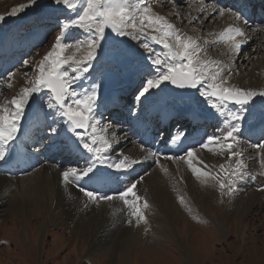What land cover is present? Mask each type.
I'll use <instances>...</instances> for the list:
<instances>
[{"label":"rangeland","instance_id":"obj_1","mask_svg":"<svg viewBox=\"0 0 264 264\" xmlns=\"http://www.w3.org/2000/svg\"><path fill=\"white\" fill-rule=\"evenodd\" d=\"M214 1L132 0L133 3L140 4V11L144 8L150 9L152 18L156 16L162 17L173 26V31L180 34L182 38L190 37L195 40L200 46V51L197 55L202 62L209 63V71L224 66V74L227 75V80L223 82L225 86L255 89L256 91L259 88L261 89L264 82L256 75V71L254 72V64L264 65V31L257 34L254 41L251 39L254 27L245 28V43L250 42L251 39L253 43L255 42V45L251 46L252 49L246 50L244 58L241 57L242 59L238 60L239 54L236 53L234 55L233 49L228 51L230 48L226 45L227 40L220 38V33L223 31L222 29L227 27V24L218 22V25L215 26V23H217L214 20L215 17H212L211 21L208 20L207 22H205L206 17L204 16H200L199 20L192 18L194 16L193 13L200 6L206 7L215 3ZM73 2L76 4L75 9H68L62 4L56 7H49V0H36V4L39 7L34 4L18 16H12L10 15L12 9L22 4H27L28 0H0V16L5 17L4 20L0 21V35L5 33L4 37L7 40L29 39L31 34L37 30V26L43 29L39 30V32L46 31L44 29L47 27L50 30L43 44L36 47L32 54L25 57L20 65L10 71L13 73L12 77L9 79L7 73L3 81H0V114L10 105L12 98L20 94L22 88L32 86L38 75L37 65L44 55L51 51L55 43V37L61 34V22H68L76 18L79 12L83 10L86 0H73ZM222 8L227 10L226 7ZM180 11H188V14L182 15ZM144 15L147 17L149 13ZM28 16L32 19L31 22H28L29 25L25 24L18 29L22 23L29 20ZM49 21L52 23L50 22L49 24ZM201 21L204 24L201 25ZM136 24L138 26L140 24L139 12L137 13ZM145 24L147 25V20H145ZM262 25L264 23H259L257 27L255 26V29L259 28L258 30H261ZM147 32L152 35H162V33H156L154 28L150 27L146 28ZM63 34L64 39L62 42L71 46L70 50H65V55H72L75 59H79L86 54V40L90 35L89 33L72 27L64 29ZM105 37L109 43L104 44L99 55L94 58L93 67L84 74L81 87L77 91L86 89L85 81H87L88 85L92 83L98 84L99 96H102V93H109L113 89L117 90L121 83L127 79L135 81L137 73L141 72L138 77V83L133 88L135 89L134 92L136 90L138 92L144 87L148 79L155 76L153 66L148 60L149 54L145 53L139 46V42H134L130 38L117 37L110 29L105 30ZM141 42L149 43L153 47L154 53L159 52L161 58H166L167 49L151 41L147 34L141 37ZM36 43L39 42L30 44L33 46ZM111 44L118 45L123 51L125 54L123 61L119 63L112 61L109 56ZM222 49L226 52L225 54L221 53ZM24 60H29L32 63L24 65ZM242 72H250V74L247 78L239 79V81L237 77ZM15 73H19V80L14 75ZM21 77L24 79H20ZM230 77L232 78L231 80L229 79ZM217 82L221 81L218 80ZM163 84V88L152 89L151 95L145 94L146 98L142 97L140 101L134 99L133 105H142L139 109L140 111L151 108V104H154L155 101L163 105L165 102H169L168 106L177 113L187 112L190 109L193 111H205L210 115L214 114L217 117L215 119V116L211 115L214 125L206 129L210 133L215 132L212 135H220L222 137L229 129L232 122L227 115V111L221 116L218 112L211 109L203 97L200 96L198 89H193L197 99L184 103L169 98L167 87L170 83L163 82ZM125 85L127 83L122 87L125 88ZM33 95L37 98V103H33L30 98L23 112L24 118L29 117L31 113L43 110L47 119L50 116L52 117L48 119L50 122L48 121L46 124V128L49 130L48 137L49 139L57 140L58 135L64 131L65 125L62 119L53 114V109L47 108V96L43 98L42 93ZM98 100L97 106L99 108L102 101L101 98ZM248 104L253 106L257 104L260 109L258 110V107L257 109L254 107V110L256 109L255 111L258 113H255L253 116L255 119L252 118L247 124H245L246 121L243 124L240 121L241 129L239 128L237 133V135L239 134L238 140L240 143L236 144V142H233V148L242 153L239 160L244 164V170L247 173L245 179L237 182L236 191L231 196L224 194L227 190L226 188L221 190L219 187V182L227 184L228 180L232 179L231 173L236 170L238 159L237 157L230 158L226 146L221 150L219 144L212 143L207 148H203L201 147L203 145L201 142L186 148L187 151L181 154L177 153L179 154L178 157L174 158L176 162L174 164L170 163V171L174 172V170H177L179 176L183 175L185 177L187 175L186 180H189L187 183L190 185V190L184 192L180 187L187 185L184 180L179 184L174 176H170L168 179V187L173 193L174 202L177 206V211L170 221L163 218L162 214L156 215L155 206L147 199L146 194L143 193L144 191L139 190L135 192L136 196L129 194L126 199L130 203L134 201L140 208L145 217L143 221L137 222V218L132 215L133 208L124 204L120 198L116 207L118 210L115 209L111 217L103 214L104 217L102 215L101 219L94 220L88 226L73 227L66 224L59 212L54 213L53 205L49 199L42 200L39 203H31V201L21 196L23 195L21 192H17L19 190L14 186L16 185L15 182L20 179L19 177L27 176L33 171H37L43 164L51 168L48 171L49 173L60 175L68 167L83 168L89 166L87 164L89 162L85 161V164L81 166L77 164V159L76 162L74 160L69 163L66 162L67 160L65 161L63 156H61L62 158L59 156L56 161V157L52 155L53 149L49 150L51 153L41 154L44 160L40 163L36 161L37 164L33 168L21 174H16L15 177L9 180L10 186L13 185V187L1 195L6 198L0 205V264H264V161L259 159L261 156L259 152V155H255L261 149L259 145L264 144V137L250 140L248 139L250 134L242 136L241 133V130H244L245 127L264 121L259 117L260 113H264V111H261L264 107V98L257 97L256 100L253 98L247 102ZM40 105L42 106L41 108ZM235 107L233 106L232 111L239 113V106ZM256 114L260 115L256 116ZM22 117L20 121L23 120ZM134 119L133 117V121ZM101 121H104V119H101ZM187 125L185 124V126ZM53 127L55 131L50 133V128ZM89 131H91V128ZM188 131L187 128H183L180 131H172L170 137L177 133L185 134ZM19 132L20 130H18ZM105 132V129H100L99 125L97 126L98 136L110 137V133L107 134ZM134 134L136 135L135 132ZM139 136L140 134L137 137ZM114 139L113 137V141L116 143ZM50 143L51 140H48L46 146H52L49 145ZM65 143L68 144L66 140ZM40 144L41 147L44 145L43 142ZM99 146H102V143L99 142ZM127 149H122V152H124L122 154L123 157L127 154ZM5 150L7 149L5 148ZM189 150L195 151L194 153L197 156L202 157L204 155L203 159L213 158V160L211 159L208 162L204 161L205 166L204 163L198 165V167L196 166V168L200 169L201 180L205 183L198 182L200 177L196 176L200 174H193L192 169L187 168V162L178 161L187 156ZM115 151H117V148L113 150L114 154L112 156L114 157L117 156ZM202 152L204 153L202 154ZM171 155L175 156L174 154ZM121 157L119 156V159H123ZM189 159L192 164H197H195L197 159L194 157ZM150 160L151 158L147 159V170L145 169L146 171L141 174L139 179L150 173L153 166H156L151 165ZM153 163L156 164L155 161ZM202 166L205 167V170ZM117 171L120 172L122 170ZM123 172L121 173L125 175V171ZM16 176L19 177L17 178ZM213 176L217 177V179L213 180ZM204 177H208V179ZM134 180L137 181L138 178ZM88 190L91 189L88 188ZM247 193L259 195L256 202L246 199ZM106 195L116 196L115 193H107ZM79 197H82L84 205L87 203L90 206V209H88L89 212L91 211L90 213L93 212L94 208L98 207L97 204L107 203V200H101L98 203L89 202L88 198L86 197L85 199L83 193L81 194L80 192ZM136 197H139V199L137 200ZM144 200L147 202V208L144 207Z\"/></svg>","mask_w":264,"mask_h":264},{"label":"snow or ice","instance_id":"obj_2","mask_svg":"<svg viewBox=\"0 0 264 264\" xmlns=\"http://www.w3.org/2000/svg\"><path fill=\"white\" fill-rule=\"evenodd\" d=\"M36 4V0H28L27 4H22L12 9L10 15L18 16L20 13L29 9ZM64 5L68 9H75L76 4L73 0H49V7ZM210 10V11H209ZM139 12V26L136 24L137 13ZM202 12H209V15H214L219 12L220 16L230 15L233 20L243 21L245 28L248 26V21L244 20L237 11L226 10L218 6V4H210L202 7ZM149 13L146 17L144 14ZM4 16H0V21L4 20ZM147 20V25L145 24ZM79 28L89 33L86 40V54L79 59H75L72 55H65V50H70L68 43L62 42L64 39L63 30L69 28ZM154 28L156 33L162 35H152L146 33V28ZM61 34L55 37V43L51 51L44 55L43 59L37 65L38 75L36 76L32 86L24 87L18 96L13 97L10 105L6 107L0 114V161L6 159L5 148L9 142L13 141L17 135L19 122L24 112L25 106L31 98L33 103H37V98L33 95L42 93L43 98L47 96V108L54 110V115L62 119L69 131L73 132L80 140L82 147L87 153L91 154L90 165L83 168L68 167L60 175L64 181L76 184L79 191L88 198L89 202H99L101 200H111L112 196L101 192L88 190L81 186V178L88 176L89 179L96 177L97 179H112L107 177H98L94 171L97 165H107V167L115 170H129L138 165L139 162L129 160V157L124 156L118 162L110 160L109 149L113 148L109 140L103 136L97 135V126L101 120L95 116L97 101L100 99L98 84H87L86 89L77 91L81 87V81L84 74L93 67L94 58L100 53L104 44L109 43L105 37V30L110 29L117 37L127 38L134 42H139V46L148 55V60L153 66L155 76L148 79L144 87L136 94V101H140L142 97L146 98L145 94L151 95V90L154 88H163V82H169L172 86L180 89H198L199 94L208 103L209 107L221 116L227 111L231 123L229 129L220 135H210L207 137V143L201 147L207 148L209 144H219L221 150L226 146L231 157H241L242 153L233 148V143L239 144L238 131L240 128L241 115L245 111L247 102L254 97H264V90L256 91L255 89H244L241 87L225 86L224 81L227 80V75L224 74V66L217 67L213 71H209V63L202 62L197 53L200 51V46L190 37H183L173 31V26L162 17L156 16L152 18L150 9L144 8L140 11V4L133 3L132 0H86L83 10L79 12L76 18L68 22H61ZM245 28L233 26L229 24L220 33L222 40L229 41V48L239 52L245 43ZM264 31V25L261 26ZM147 36L155 44L162 45L167 49L166 58H161L159 52L154 53L153 47L149 43L141 42V37ZM239 37V39H237ZM109 56L113 62L119 63L123 61L125 54L118 45L111 44ZM154 56V58H153ZM24 65H29L32 62L24 60ZM50 65V66H49ZM13 73L9 72V79ZM221 82H217V81ZM118 95V94H114ZM239 106V113L232 111L228 105ZM169 102H165L160 108L152 111H145L143 115L139 113L142 105L134 104L131 108V115L136 120L144 125L152 119H172L175 115L174 109L170 108ZM111 106L119 107V103L113 100ZM186 117L194 126L200 124L201 117L195 112L190 111L185 113ZM52 117H48L51 119ZM264 120V113L260 116ZM110 124H113L109 122ZM119 126L118 124H116ZM91 128V131L89 129ZM119 127L117 128L118 131ZM54 128H50V133L54 132ZM102 142V146H97ZM118 144V141L116 142ZM115 144V145H116ZM62 147H67L63 145ZM259 147L264 149V144ZM187 156L191 158L193 152L189 150ZM191 167V160L189 159ZM195 174L200 173V169L192 167ZM91 174V175H89ZM247 173L244 170V164L237 159L236 170L231 173L232 179L228 180L227 184L219 182L221 190L227 189L224 194L231 196L236 191V184L243 181ZM213 180L217 177L213 176ZM135 185L127 187L124 191H119V197L124 204L133 208L132 215L137 218V222L145 219L140 208L126 199L131 194L136 196L134 191ZM138 200L139 197H136ZM88 204H85L87 207ZM145 201L144 207H147Z\"/></svg>","mask_w":264,"mask_h":264},{"label":"bare ground","instance_id":"obj_3","mask_svg":"<svg viewBox=\"0 0 264 264\" xmlns=\"http://www.w3.org/2000/svg\"><path fill=\"white\" fill-rule=\"evenodd\" d=\"M202 7H205V6H200L196 10V12L193 13L194 14V16L192 17L193 19L199 20L200 16H204V17H206L205 22H207L208 20L212 19V17L213 18L215 17L214 20L217 21V23H215V26L218 25V22H221L222 24L223 23L227 24L226 25L227 27L229 24H232L233 26H239L238 25L239 21L233 20L230 15L223 16L225 19L224 20L223 17H221L218 12L215 13L214 15H209V12H202ZM183 12H181L182 15L188 14V11H186L187 13L186 12L183 13ZM248 23H249V21H248ZM8 24H10V23H8ZM202 24H204V22L201 21V25ZM9 26L11 27V25H9ZM243 27H245V25H243ZM258 29L259 28L255 29V31L254 30L252 31L253 37L251 39L254 41H255L256 35L261 33V31H262V30H258ZM35 34H36V32H35ZM37 34H41L43 36L46 35L45 31L37 32ZM0 39H2L3 43H4V39H3L2 35H0ZM251 39H250V42L245 43L242 46V48L239 52H236L234 50V55L236 53L239 54L238 60L244 58L246 55V50L252 49L253 44L255 45V42L253 43ZM250 43H251V45H250ZM5 45L8 47L7 49L19 50V47L21 45H26V44L25 43L22 44V43H16V42H9V43H5ZM226 45L229 46V41L226 42ZM3 49L4 48L0 46V50H3ZM230 50L231 49H229L228 51H230ZM221 53L225 54L226 52L222 49ZM255 71L257 73L256 75L260 78V80H263V82H264V65L263 64H257V65L254 64V72ZM242 73L237 77L238 80L239 79H245L250 74V72H247V73L245 72L243 74ZM18 74L15 73L14 75L17 76V79L19 80ZM20 79H24V78L21 77ZM229 79L231 80L232 78L230 77ZM129 86L132 87L131 84H129ZM129 86L127 87V85H125V88L120 90V92H122L123 94L126 93V90L129 88ZM260 90H264V85H263V87H261V89L259 88L257 91H260ZM169 97L173 100L172 96L169 95ZM257 97L264 98L261 96H257ZM257 97H254V100H256ZM111 98H113V97L111 96ZM106 99L107 98L102 100L100 107L102 106V104H104ZM194 99H197L195 97V95L191 99H183V100L175 99V100H178V101L184 102V103H189L190 101H192ZM41 107L42 106L40 105V108ZM100 107L99 108H98V106L96 107L95 113H94L95 116H97L96 111H100V109H101ZM254 107H256V109L258 107V110L260 109L259 105H257V104H254V106L248 104L247 107L245 108V111L243 113H240V115H241L240 121L242 122V124L244 123V121H246L245 124H247L249 121H251V119L253 118L255 113H258L257 111H255L256 109L254 110ZM228 108H230L232 110L233 106L229 107V105H228ZM235 108H237V107H235ZM190 111H193V110L189 109L188 112H190ZM261 111H264V107L262 108ZM260 114H262V113H260ZM260 114H258V115H260ZM258 115L256 114V116H258ZM22 116L24 117L23 114H22ZM216 118L217 117L215 116V119ZM253 119H255V118H253ZM22 121L19 122V128L24 126L23 131H22V133H18L12 142H16L19 145H26V143L29 142L28 140L30 139L29 138L30 134L34 133V130H36V128H38L39 126L46 123V118H45L44 111L42 110L40 113L34 114L32 116V118L25 121L23 123V125L20 124ZM252 121H254V120H252ZM183 122L186 123L187 121L182 120V123ZM232 123H235V122H232ZM186 124H188L187 126L189 127L188 128L189 131L187 130L188 131L187 133H185V134L179 133L177 135H174V136H172V138L168 142H161L159 144H158V142H156L153 147L150 146L149 144H145V132L146 131L142 132L141 135L139 137H137L138 135L137 134L135 135L134 132H132L131 129H129L128 127L123 129V130L118 129V131H117V127L107 126L108 130H110L113 133V135H114L113 137L115 138L114 140H116V142L118 141V144L116 145L117 151H115V155H117V156L114 157L110 154V160L111 161H119V156L120 157L122 156L121 154H119V152L122 149L126 150V148H128L127 154H125V156L129 157V160H135V161L139 162V164L134 166L132 169L120 171V172L125 171V175L124 176L122 175V180H125V181L129 180L130 183H128L127 185H135V188H134L135 192H138L139 190H143L144 191L143 193L146 194L147 199H149L151 201V203L155 206V209H154L155 214L156 215L162 214L163 218L167 219L168 221L173 219V216L175 215V213L177 211V206L174 202L173 193L171 192L170 188L168 187V185H169L168 179L170 178V176H174V178L177 180V182L179 184H180V182H183V180L185 181V184H187V185L180 186L184 190V192H188L190 190V185L187 183V182H189V180L188 181L186 180L187 175L185 177L183 175L179 176V173L177 170H174V172L170 171V163L174 164L176 162V161H174V159H172L173 156L171 154L175 155L177 153L181 154V153L185 152L187 150L186 147L189 146V144H192L193 139H195L196 137H199V136L202 137L199 142H204L203 144H205V143H207V137L210 136L209 133L204 132L202 129H198V126H194L193 124L190 125L189 123H186ZM102 125H104V124H102ZM247 126H250V125H247ZM134 128L136 130H139V132H140L139 126L135 125ZM260 129H262V130H260ZM263 130H264V121L257 123V124H253L250 127H245V129L241 130L242 132L241 131L240 132L242 133V136H244V134L250 133L251 138L260 139L263 137ZM57 138H58L57 140L56 139L54 140L52 138L51 139H49V138L45 139L46 142L48 140H51V143L49 145H54L53 155H54V157L56 156V161L59 158L58 156L65 157V161L67 160L66 162H69V163L71 161H74V160L76 162V159L78 158V159H80V161H78L77 164L83 166L85 164V160H84L85 158L83 156L84 154L82 153V152H84L82 144L80 143V140L75 136V134L73 132L69 131L66 124L64 126L63 133L58 135ZM40 139H42V136ZM65 140L68 142V144L65 143ZM194 141H196V140H194ZM199 142H197L196 144H198ZM63 145H66L67 147H62ZM157 145H160L159 148H157ZM51 148H52V146L51 147L45 146V148L38 147V149H36V151L33 153V155L36 158H38V160H39L38 163H40L41 162L40 160H42V157L40 156V154L48 153V150H50ZM194 152H193L192 157L197 159V162H195V164L197 163L196 165L192 164V162H191V167H190L189 166V157H187V156L181 158V160H178V161L179 162H183V161L187 162V168L192 169V167H196V166L198 167V165H202L204 163V161L208 162L211 159L213 160V158H211V157L203 159L204 155L202 157L199 155L197 156V154H195ZM258 152L261 155L259 157V159L261 161H264V149L258 150L257 154H255V155H259ZM16 153H17L16 150L11 149V151H8L5 154L6 159L1 161L2 165L0 166V173H1L0 174V205H2V201L6 198V197L1 196L2 193L10 190V188L13 187V185L10 186L9 180L12 179L13 177H15L16 174L26 172V170H27V168H26L27 165H25V163H24L25 161H23V159H25L26 157L25 158L19 157V156H17ZM203 153L204 152H202V154ZM163 154H165V155H163ZM166 154H168V155H166ZM179 154H177V155H179ZM177 155H175V156H177ZM85 156H87V155H85ZM90 158H91V155L89 154V158L87 157V159H88L87 162H89V165H90V160H91ZM149 158H151V160H150L151 165H156V166H153L150 173H148L145 176H142L139 179L141 174L145 171V166H141V165L143 163H146L147 159L149 160ZM152 161L153 162L155 161L156 164H154ZM77 164H75V165H77ZM204 166H205V163H204ZM204 166H202V167H204ZM98 167H99V165L96 166L94 171L97 172ZM49 169H51V168H49L47 165L43 164L41 168H39L35 172L33 171V173H31L30 175H27V176L21 175L22 177L18 176L20 179H17V182H15L16 185H14L17 188V190H19L17 192H21L23 194L21 196L26 198L28 201H31V203H39L42 200H48L49 199L51 204L53 205L54 213L59 212V215L62 216L64 222L66 224L73 226V227H80L82 225L88 226L89 224H92L94 222V220L101 219V216L103 214H107L108 217L112 216L113 211L116 209V207L119 203V200H120L119 194H117L116 196H113L111 200H107L106 204H97L98 207L94 208L95 211L93 209V212H92L93 214H92V213H90L91 211L89 212V210H88V209H90V206L88 205L89 207L88 206L85 207L84 201L82 200V197H79L80 191H79L78 187L76 186V184L64 181L62 179L61 175H59V174L55 175L56 173L55 174L49 173L48 172ZM204 170H205V167H204ZM188 174H190V173H188ZM199 174L200 175L197 174L198 176H196V177H200L198 182L205 183L204 181L201 180V178H202L201 173H199ZM89 175H91V174H89ZM97 176L102 177V176H99L98 174H97ZM188 177H189V175H188ZM208 177H204V178L208 179ZM137 178H138V180L135 181L134 179H137ZM80 183H81V186L82 185L88 186L91 184H99L98 179L96 177L89 179L88 176L82 177ZM96 191H100L101 193L106 194L105 190H102L101 188H97ZM250 193L249 194L247 193L246 199H248L249 201L254 200V202H256L257 197L259 195H256V193L255 194H250ZM263 193H261V194H263ZM184 196H186V195H184ZM7 197H9V196H7ZM84 198L86 199V197H84ZM188 201L190 202V200H188ZM258 202H259V199H258ZM151 203L149 202V204H151ZM249 203H251V202H249ZM91 207H94V206H91ZM116 210H118V208ZM103 217H104V215H103ZM138 233H139V231H138Z\"/></svg>","mask_w":264,"mask_h":264},{"label":"water","instance_id":"obj_4","mask_svg":"<svg viewBox=\"0 0 264 264\" xmlns=\"http://www.w3.org/2000/svg\"><path fill=\"white\" fill-rule=\"evenodd\" d=\"M168 89L172 95L177 96L178 98L190 97L193 94L191 88L180 89V88L170 85Z\"/></svg>","mask_w":264,"mask_h":264}]
</instances>
